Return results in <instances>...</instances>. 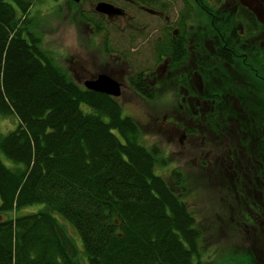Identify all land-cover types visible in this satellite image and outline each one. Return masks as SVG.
I'll return each mask as SVG.
<instances>
[{"label":"trees","instance_id":"trees-1","mask_svg":"<svg viewBox=\"0 0 264 264\" xmlns=\"http://www.w3.org/2000/svg\"><path fill=\"white\" fill-rule=\"evenodd\" d=\"M33 1L0 0V116L17 119L12 130L0 133V154L4 156L0 157V264H207L200 255L202 240L195 217L181 197L188 189L184 174L172 169L171 184L157 176L155 166L161 151L143 143L144 125L123 114L114 97L88 90L68 71L55 65L33 32L35 17L30 15ZM134 1L158 12L169 7L166 0H131ZM212 2L183 1L178 21L166 20L165 41L155 51L151 49V54L156 53L155 57L152 55L151 69L141 66L145 64L142 61L139 64V55L134 58L130 51L139 48L141 52L140 43L145 35L144 46L149 44L150 36L151 42L154 41L157 27L154 15L139 13L138 7L127 4L134 13L138 12L135 26L121 31L113 24L115 36L109 44L107 38L111 34H107L105 44L108 48L115 46V54L121 53L135 63L137 74L129 77V83L145 101L166 97L157 93L162 87L168 88L169 81L154 80L162 58L170 56L167 72H171L181 67L182 61L189 60L190 49L193 55L199 52L196 56L202 60L191 63L204 82H208L217 65L215 55L226 60L223 57L239 53L244 38L235 36L238 29L230 34L236 24L233 20L214 19L217 7ZM92 15L90 11L82 16L97 25V32H105V20L101 17L103 21L98 22ZM175 22L177 27L173 25ZM141 26L145 28L141 30ZM174 28L179 30L176 35ZM218 33L227 44H222L216 53V46L210 41ZM246 64L247 70L242 68L243 72L256 70L264 76L259 63ZM186 69L189 64L174 78L179 87L184 84ZM222 76L228 77L225 70ZM217 89L209 86L203 97L192 89L189 95L213 100ZM262 92L256 95L264 101ZM176 94L181 93L178 90ZM176 107L182 119L192 120L193 127L187 126V132L201 135L199 125L193 123L197 114H202L198 106ZM214 108L205 113L204 121L212 132L202 134L208 139L218 137L216 141L221 147L214 156V175L221 173L225 177L224 171L230 172L228 152L233 157L234 149L228 136L229 120L236 115L240 146L249 150L248 131L252 130L248 125L252 118L245 110L233 114L228 106ZM255 111L252 120L256 122L251 127L259 130L261 125L262 134L258 138L263 148L264 110ZM145 127L155 132L153 125ZM260 149H256V154L250 151L257 163ZM256 195L252 193L248 200L256 198L249 201L260 202ZM35 204H42V209L18 215L22 208ZM57 215L74 227L83 251L67 234ZM229 257L237 259V264H253L256 255L252 250L236 251Z\"/></svg>","mask_w":264,"mask_h":264},{"label":"rangeland","instance_id":"rangeland-1","mask_svg":"<svg viewBox=\"0 0 264 264\" xmlns=\"http://www.w3.org/2000/svg\"><path fill=\"white\" fill-rule=\"evenodd\" d=\"M97 1L103 0H82L78 3L71 0H34L30 15L31 17H35V20H33V32L37 38L39 36L42 49L53 59L56 66L59 65L61 68L68 71L69 75L80 84H83L82 80L79 79V75L81 74L79 71H73L74 66L72 62L76 64L77 70L83 67L89 72H92L95 76L100 73L97 71L107 64L123 71L125 74H122L120 79L122 82L120 88L121 93L118 97L114 98L121 105L123 114L133 116L141 126L144 125L142 126L144 132L142 133L143 143L149 145V147L153 145L159 149V152L161 151L160 160L155 166V174L165 178L169 184H171L169 177L172 169L179 170L184 174L186 178L185 185L188 189L181 197L195 217V225L201 233L202 249L200 255L202 260L207 264H234V262L237 264L238 260H230L229 255H233L236 251L250 253V250L253 252L257 250L258 253H260V261H257L255 258L256 264H264V228L262 224L261 226L257 224L258 226L254 225L252 227V225L246 223V220L243 221L242 219L244 218V209L247 207L248 202H250L247 196L255 192L259 199V197H262L264 194V187L259 189V191H248L247 195L246 192L243 193L241 191H239V193H241L242 196L238 193H234L235 188L239 190V182L244 186V190H246L248 179L254 177L262 181L260 174H255L252 171L249 175L242 176L243 181L239 179L236 186H234L230 173L224 171L223 174H225V177H223L221 173L214 175V144L208 143L205 140L203 143L204 148L198 151L196 142L198 144L201 143L199 136H195L196 142L195 140H191L189 136L181 137L180 142V137L178 135L173 136L171 134L169 131L171 130V126L168 124L167 120L171 118V114L168 112L174 105L177 119L181 120V114L176 107L177 102L181 101L180 96L176 94V92L181 89V87L173 85L169 80V87H162L157 93L159 96L166 97H158V99L153 102H151V100L145 101L141 95L136 92L134 86L129 83V77L137 74L133 65L135 63L128 60L121 53L119 55H121L123 59L119 58L118 60V57L110 56L102 50L104 46L103 40L108 36L106 34H111L107 38L109 39V44L110 38L115 36L113 22H110V26H106L104 29L106 34H100L96 30L94 31L92 26L89 27V29L85 25L87 21L83 19L82 15H84V13L89 14L90 11L94 13V15L91 16L92 18L98 19V22L103 21L101 18L102 14L94 10L96 5L95 2ZM183 1L184 0H166V2L169 3L168 10L162 12V10L156 9L161 11V14L159 15L160 18L158 15L153 16L154 21H157L154 41L151 42L150 36L149 44L144 46L146 42L145 35L140 43L141 52L139 48L130 51V54H132L134 58L139 55V64H145L141 66H146L151 69V59H153V56L155 57L156 54H151V49L155 51L156 46L161 45V41H165L163 34L167 31V29H164L167 21L164 17L169 18V21L175 18L178 21L179 12L182 8L184 9ZM134 3L136 4L135 6L138 7V3L135 1ZM173 25L177 27L178 22L173 23ZM125 30L128 31V28ZM152 43L155 49H153ZM195 60L202 59L197 57ZM141 61L143 63H141ZM191 62H194V59L193 61L189 60L186 64L182 63L184 69L188 64L189 68L192 69ZM182 69L183 68L180 69L178 67V69L176 68L172 71V74L178 75L184 70ZM163 72L168 76L169 72H166V69L163 70ZM163 72L160 73L158 71L157 73L163 76L165 75ZM238 78L239 77L235 78L236 84L239 83ZM157 80L159 79L157 78ZM163 80L164 78L162 77L161 81ZM211 81L212 80L205 82L204 88L206 87L208 89ZM233 83L234 82L230 81L229 77V79L225 80V84L223 85H228V87H230ZM204 88L202 87L201 90L205 91ZM192 99H194V97H192L191 100ZM149 114H151V118L157 120L156 124L154 122L151 124L155 132H150L149 129L145 127ZM164 116L167 118L164 119L167 125L163 122ZM205 119L206 116L204 120ZM197 121H200V119L198 118ZM16 122L17 119L14 116H0V133H6L12 130L17 124ZM200 123L202 122L200 121ZM179 128L181 127L179 126ZM208 150L210 151L209 154H207ZM0 157L4 159L2 154H0ZM165 160L167 162L163 164ZM227 186H231V188L226 189ZM41 206L43 205L35 204L27 206L22 208L18 212V215L37 212L42 209ZM58 219L67 234L74 240L78 249L83 251L81 239L74 227L59 216Z\"/></svg>","mask_w":264,"mask_h":264},{"label":"flooded vegetation","instance_id":"flooded-vegetation-1","mask_svg":"<svg viewBox=\"0 0 264 264\" xmlns=\"http://www.w3.org/2000/svg\"><path fill=\"white\" fill-rule=\"evenodd\" d=\"M80 0L79 2H81ZM94 1V0H93ZM212 5L217 7L215 8V13L214 19L217 21L220 20H226L227 22L229 20H233L236 24L233 28L230 29V34L231 32L234 31V29H238L239 32L238 34H235L239 36V39H242V42L239 45V53L237 55H230V56H225L223 58H226V60H222L219 58L218 55H215L216 57L214 58V61L216 62L215 70L213 71L211 76V83L209 86L212 87V89L215 87H218L217 89V96L214 97L213 100L211 99H198L195 97L194 99L191 100L193 96H190L189 93H191L192 89H197L198 92H200L201 96L206 95L207 88H204L205 82L202 78V75L199 71L196 70V67L192 65V69H187L185 70L186 75L183 77L184 84L181 85V89H179L180 93V99L181 101L178 103L177 106L180 109H183L184 105L190 104V106L193 108V104L198 106L199 111L202 112V114H197L198 118L200 121H194L193 123L195 125H199V135L201 143H197L195 140V136L193 133H187V128L188 127H193L192 120L191 118L188 119V117L182 119L181 115V120L177 119V114L174 110V105L171 107L170 113L171 118L167 119L166 116L163 117V122L167 125L164 119L168 120V124H170L171 134L173 136L178 135L180 137L179 141L181 142V137L184 136H189L192 140H195L196 142V148H198V151L202 148H204V141L206 140L208 143L213 142L215 146V154L218 152V148L221 147L219 143L216 141L217 136H213L211 139H208L205 135H203V132H212V130L208 129V123L207 126L204 123L205 119V113L211 110L212 108H217L221 109L222 106H228L233 114H235V111L237 110H245L247 115H250V118L255 119L252 117V115H255L257 111H263L264 110V101H261L258 95H256L257 92H259L261 95L263 94L262 91H264V76L256 70L254 72L249 73L245 70H247L245 67L247 66V62L250 63H259L260 68L264 70V0H213ZM98 2H106L114 5L115 7L119 8V13L117 15L113 16H107L106 14H102V18L105 20L107 26H110V22L115 23L116 26L121 30H125L126 28L130 29L135 26L134 21L135 19L138 18V12L136 11L135 13L131 10L130 7L127 6V4H134V2H131V0H107V1H97L95 2L96 4ZM91 3V2H90ZM203 8V7H202ZM138 9L140 10L139 13L143 14H149L151 15V7H146L142 4H138ZM204 9V8H203ZM154 13L153 15H160L161 12L152 10ZM220 13H222L220 15ZM101 14V13H100ZM227 15V16H226ZM165 20L168 21V18L165 17ZM88 28L92 26V29L95 31L96 27L93 26L90 22H86L85 24ZM142 28H145V26H141ZM90 29V28H89ZM175 30L173 31V35H176L179 30L178 28H174ZM91 30V31H93ZM218 30V29H215ZM102 34H106L103 32ZM107 35V34H106ZM223 41L225 43H223ZM104 46L102 47V50L104 53L109 54L110 56H115L118 57L119 60V55L115 54V46H112L109 48L106 46L105 42L107 40H103ZM109 42V40H108ZM211 44L215 47V52L219 53L220 51V46L222 44H227L225 40L222 39V35L218 33L217 35L214 36V39L210 41ZM191 55H189V60L193 61L197 58L196 55L199 54V52L196 51V55H193L194 52L192 49H190ZM194 50V49H193ZM200 58V57H199ZM163 59V62L160 63L159 65H164V66H159L158 70H156V73L159 71L160 73L163 72V70L166 69V72L168 70V63L170 61V56H166ZM189 60H184L181 62L186 64ZM73 71L79 73V79L82 80V83L95 79L98 75L100 74H106L109 77L115 79L120 85H122L121 82V76L122 74L124 75L125 73L118 69L117 67L111 66L109 64L101 67L100 70H98V73L96 76L92 74V72H89L86 68L80 67L79 70L76 68V64L72 62ZM180 69L184 67L181 66L179 67ZM242 68H245V72L242 71ZM176 69V68H175ZM174 69V70H175ZM178 69V67H177ZM182 69V70H183ZM225 70L226 74L228 77L226 78L225 76H222V71ZM264 72V71H263ZM74 74V73H73ZM165 74V72H163ZM180 74V73H179ZM161 74L157 73V75L154 77V80L161 79L162 77L164 78V83L168 80L170 82L177 86L175 84V79L176 78L174 74H172V71L168 73V76L165 74L163 76H160ZM230 81H233L234 83L231 84L229 90H225V88H228V85L224 86L225 80L229 79ZM238 78V84L235 83V78ZM221 79H225L221 81ZM192 81V82H191ZM196 81V82H195ZM195 82V83H194ZM188 87V89H187ZM204 88L205 91H202L201 88ZM193 91V90H192ZM257 91V92H256ZM184 93V94H183ZM222 94V95H220ZM200 96V95H199ZM200 96V97H201ZM210 96V95H209ZM258 108H257V107ZM211 108V109H210ZM214 108V109H215ZM148 121L147 125L151 127V122H154L156 124L157 120L151 118V114L148 116ZM184 117V116H183ZM240 120V116H238ZM188 119V120H187ZM251 119V122L248 125V128L251 129L252 131H248L249 136H248V148L249 150H244V147L240 146V127L238 125V121L236 119V115H234L233 118L229 120V128H228V136L230 138V144L233 146V157H231V151L228 152L229 157H228V167L230 172L225 170L226 172L230 173L232 175L233 183L234 186H236L237 181L239 179L243 181L242 176H247L249 173L252 171L257 174L259 173L262 181H260L258 178H250L248 179L247 183V189L244 190V186L240 184L239 182V190H236L234 193H238L240 196H242L239 191L245 193L247 195L248 191H259L262 187H264V147L261 148V143L262 141L260 140L259 133L262 134V128L261 125H259V130L258 128H252L251 124L254 120ZM244 120L249 122V118L247 116H244ZM256 122V121H254ZM258 122V121H257ZM179 126L182 128H179ZM188 126V127H187ZM185 127V129H184ZM259 131V132H258ZM245 138V135H244ZM217 143V144H216ZM206 147V146H205ZM261 148V149H260ZM256 149L259 150L258 156L260 157L259 163L254 160L253 156L251 155V150L253 152L256 151ZM210 151L208 150L207 154H209ZM257 152H255L256 154ZM242 160L243 163H241ZM224 168V166L222 167ZM253 173V174H254ZM260 181V182H259ZM232 185V184H231ZM231 187V186H230ZM258 187V189H257ZM252 194V193H251ZM251 194L247 196V199L251 197ZM255 194V192H254ZM264 194L262 197H260V202H248L247 207L244 209L245 212L243 214L244 218L243 221H247L249 225H252V227L257 224H260L264 228ZM252 201H256V198L249 199ZM256 255V257H255ZM254 257L256 258L257 261H260V253H258L257 250L254 251ZM256 260L255 263L256 264Z\"/></svg>","mask_w":264,"mask_h":264},{"label":"water","instance_id":"water-1","mask_svg":"<svg viewBox=\"0 0 264 264\" xmlns=\"http://www.w3.org/2000/svg\"><path fill=\"white\" fill-rule=\"evenodd\" d=\"M74 1L78 2L79 0ZM95 11L101 14H106L107 16H113L119 13V8L110 3L98 2L95 5ZM151 13L154 12L151 10ZM84 86L90 91L107 94L112 97H118L121 93L120 83L106 74H100L95 79L84 82Z\"/></svg>","mask_w":264,"mask_h":264}]
</instances>
